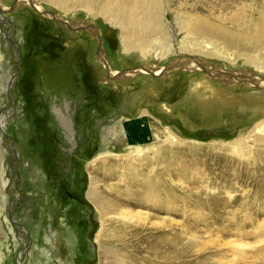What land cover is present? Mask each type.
I'll return each mask as SVG.
<instances>
[{"label":"rangeland","instance_id":"1","mask_svg":"<svg viewBox=\"0 0 264 264\" xmlns=\"http://www.w3.org/2000/svg\"><path fill=\"white\" fill-rule=\"evenodd\" d=\"M72 2L0 0V121L8 136L0 133V264H110L106 246L115 264H264V0H165L166 45L144 56L125 52L124 33L98 14V0ZM185 16L219 26L215 48L178 32L174 19L190 25ZM224 28L234 39L243 29L251 35L240 38L242 51ZM139 110L151 116L148 126L160 122L162 138L182 144L165 143L118 172L157 180L159 205L173 195L175 210L129 207L141 219L124 226L128 219L111 214L116 223L105 229L114 238L98 243L88 172L99 154L122 157L123 123ZM92 175L122 189L117 177Z\"/></svg>","mask_w":264,"mask_h":264},{"label":"bare ground","instance_id":"2","mask_svg":"<svg viewBox=\"0 0 264 264\" xmlns=\"http://www.w3.org/2000/svg\"><path fill=\"white\" fill-rule=\"evenodd\" d=\"M55 1L58 4H63L67 0ZM71 4L76 5V7L84 8L88 5V0H73ZM34 7L39 9V6ZM3 8L4 7L1 4L0 12ZM97 11L99 15L108 18L113 25L118 26L122 34L124 33V35L122 36V47L125 52L137 51L144 56L147 54V50H151L153 48L160 49L161 47L166 45L161 43L163 39H165V33L162 24V18L164 16V13L167 11L165 0H98ZM192 18L193 19H190L189 16L184 17V20L190 22L191 26L187 25V22L183 23L175 18L174 24L178 32H181L183 29H185L188 33L193 34L196 39H200L201 43H209L213 46V48H215L213 36L215 34V30L218 29L219 26L215 25L213 27H209L207 20L200 16H194ZM257 24L259 25V23ZM8 26H10V24ZM241 32L242 33L239 34L240 38H242V40H248V36L250 34L246 33V29L241 30ZM223 33L228 40H233L235 37H237L236 34L227 31L225 28L223 29ZM258 33L260 34V39L264 42L263 26H258ZM152 37H159L160 39L156 43H151L150 39ZM7 38L11 40L12 44H14L12 39H10L8 36ZM240 38L234 39V42L232 43L233 47H235L239 43L235 47L237 51H242L240 47L241 42H239L242 40ZM250 38L252 42L254 41V47L252 46V49L260 47L256 46L257 42H255V39H252V37ZM183 51H185L184 48ZM239 55L240 53H236V56ZM100 60L106 69L109 68V63L106 59L101 57ZM182 63L183 62L174 63L173 68ZM152 68L153 67L149 68L148 66H146L143 69H145L146 71H152ZM170 69L172 68H169V70ZM203 69L205 70V68ZM166 72H168V70ZM132 74H134V71L126 73L125 76H129ZM208 75H215L222 79L225 78V74L221 75L220 72H214L212 70L209 71ZM256 79L260 81L259 78L256 77ZM259 85L263 87L264 82L259 83ZM147 116L150 115L146 111L139 110L138 115L135 117L136 120H127L123 123L124 129L122 130V132L124 134L125 140L127 141V145L124 148V154L122 155V157H118L115 151H106L101 155L99 154L92 160L93 165L91 169L96 174L99 173L102 178H107L109 176H114L115 178L117 177L119 186H122V189L112 190L110 186L107 187L105 185H99V180L97 179V177L92 175L93 171L88 172L89 184L86 191V198L89 203L92 204L97 214L99 215L100 232L97 237L98 243H100V240L102 238L107 240L114 238V236H110L107 229H105V224L107 221H109L110 225L116 223L115 220L111 217H109L108 219V216L111 214L119 215L122 219H128V222L120 220L123 223L122 225L124 226V222L127 223L126 225H131L134 220L140 221L141 219V213L138 211L136 213L130 210L129 207L149 206L158 211L164 210L167 213L173 212V210H175L173 206V200L175 197L173 195H170V199L168 200L169 202H167L166 204L161 203V206L159 205L161 199L160 194L163 189L157 180H151L149 182L139 177H129L125 180L126 175L122 177L123 174H119L118 172V170H120L119 168H122L129 172L134 170L135 164H139L143 160H145L148 152H152L153 154L158 155L160 152V147L165 143V145L170 146V148L182 144L179 139L172 141L168 140L169 138H162V135L156 133L162 128L160 122L157 123V121L153 119V122H155V124L153 126H148L149 124H151V121ZM2 124L4 126V120ZM132 130L138 132L140 136H143L145 133H147L145 137L150 138L145 141H143V138H141L140 141V138H136L132 135L130 136ZM146 142H148V144ZM142 143H145L147 146L145 150H143L142 148ZM205 155V161H208V154L205 153ZM219 156L215 157V162L217 165L223 162V159H226L223 154ZM130 227L133 228V226ZM155 245H159V243H155ZM156 248H158V246H156ZM103 253L107 258L110 259V264H115L116 258L114 249L109 246L103 247Z\"/></svg>","mask_w":264,"mask_h":264},{"label":"water","instance_id":"3","mask_svg":"<svg viewBox=\"0 0 264 264\" xmlns=\"http://www.w3.org/2000/svg\"><path fill=\"white\" fill-rule=\"evenodd\" d=\"M12 6V5H11ZM10 42H11V40H9ZM13 45V47H14V50L16 51V56H18V51H17V49H16V46L14 45V44H12ZM9 85H10V81H8L7 83H6V86H5V93H6V96H7V89H8V87H9ZM3 118H1V121H0V133L3 135V137L4 138H6V139H8V136H7V134L5 133V131H4V126H3ZM10 147H11V150H12V155H13V157H15V150L13 149V147H12V144L10 143Z\"/></svg>","mask_w":264,"mask_h":264}]
</instances>
